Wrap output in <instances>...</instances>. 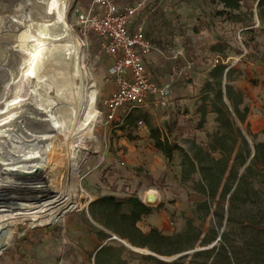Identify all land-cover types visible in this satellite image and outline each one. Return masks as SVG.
I'll return each instance as SVG.
<instances>
[{
    "label": "rangeland",
    "instance_id": "rangeland-1",
    "mask_svg": "<svg viewBox=\"0 0 264 264\" xmlns=\"http://www.w3.org/2000/svg\"><path fill=\"white\" fill-rule=\"evenodd\" d=\"M89 1L67 0V22L72 32L83 42L85 64L92 73V78L89 76L90 79L86 78L101 113L100 121L94 127L98 142L90 139L85 148L80 150L78 167L68 174L66 187L60 194L38 196L19 167L0 166V264H95V253L89 255L86 252L93 250L100 243L93 231H87L88 223L94 222L88 212L90 203L108 193L115 194L119 198L130 194L138 196L139 193L143 194V189L135 186V182L129 189H126L125 185L128 179L146 180L149 171L145 166L147 164L160 171L152 179L157 182L161 190V198L146 200V203L160 207L159 210L152 212V215L144 216L139 221V226L144 230L155 226L167 234L184 233L174 245L188 246L193 243V247L173 254H160L149 248L132 246L123 239L115 238L112 243L125 244L129 249L115 253L109 261L102 260V264H122L123 259H126L127 264H158L155 260L149 261L141 257L148 253L157 255L170 264H264L263 157L261 156L253 166L248 181L236 193L233 202L230 194L234 191L236 183L225 198L220 197L219 193L215 198H210L209 210L203 204L207 199L206 196L198 191L196 186L200 172H195L192 177L190 174L186 180L182 178L184 152L189 157L195 156L199 149L207 147L211 142V135L218 129L216 113L210 110V106L205 120L200 121L202 113L200 106L204 97L202 88L210 78V69L217 63L212 55L213 51L218 49L195 51L193 55L199 59V62L190 61L186 67L174 69L176 72L174 82L180 81L184 89L182 93L171 94L168 106H159L153 102L142 106V109L153 115L154 123L163 131L168 130L167 124L172 125L171 132L168 131L169 140L182 148L174 151L170 162L159 150H149L150 161L145 162L139 155V147H142L141 151L148 149L146 145L148 136L141 134L143 125L140 124L137 128V138L133 140L128 139L123 131L117 128L116 121L125 113L128 106L118 111L117 119L106 118L102 101L115 87L113 78L107 73L112 59L99 49L93 33L82 35L76 18L77 9L82 10ZM240 3L239 10H228L219 14L224 9L223 3L220 0H211L210 5L214 9V15L209 21L213 25L214 32L223 37L224 48L220 49L223 62L240 70L241 77L252 79L249 67L253 66L250 62L253 58L264 59V11L258 7V0H241ZM170 7L171 9L167 10L175 23L172 24L176 30L174 39L177 38L178 43L185 46V52L189 51L188 57L191 58V0H172ZM40 11L41 3H36L34 0H0V48L6 51L5 54L2 53L3 57L0 61V124L11 121L9 124L11 127L7 126V129L0 134V146H2L0 151L4 155V157L0 156V163H17L12 156L17 154L15 149L29 146L30 141L27 138L30 129L22 126L26 115L31 114L32 124L35 127L42 124L40 130L36 131L43 135V138H39L42 142L51 127V136L56 139L64 128V121L68 118L62 115L66 96L64 84L67 78L64 60L57 61V67L36 71L29 94L22 103L23 111L18 118L19 122L21 121L18 124L20 128L13 123L12 112H8L16 80L22 72V68L16 72L14 66L17 62L22 63L27 51L25 47L27 39L18 37L14 32L27 15L39 17ZM238 18H243L244 21L240 22ZM205 21L208 19L206 18ZM169 35L170 33H167L166 38L169 39ZM71 54L74 58V53ZM18 55L19 59H17ZM168 64L167 58L161 62L162 67L152 61L148 63V71L159 84H161L160 73L162 74L159 68L166 69ZM43 72L54 74L53 78L56 82L54 88L49 86L51 90L46 89L49 91L46 99L41 93L42 87L39 83ZM253 80L255 81V78ZM171 92L169 90L168 94ZM46 101L48 104L45 103ZM49 111L51 118L41 122L39 118ZM14 125L19 128L17 131L13 130ZM241 126L252 147L255 142L264 139L263 130L254 133L248 124L251 132L249 135L247 125ZM97 144H99L98 148ZM225 146L228 148L230 141H227ZM48 147L47 150L50 151L51 147ZM213 154L218 156L217 152ZM201 157L210 161L204 152ZM120 161H124L125 164H121ZM51 163L52 161L48 160L44 164L48 170L51 168ZM211 165L215 170L220 168L216 161H211ZM139 171L141 174L137 173ZM37 174L40 180H47L46 170ZM33 198L34 206L31 205ZM81 226L86 227L87 230H83ZM213 236L215 237L212 239Z\"/></svg>",
    "mask_w": 264,
    "mask_h": 264
},
{
    "label": "trees",
    "instance_id": "trees-1",
    "mask_svg": "<svg viewBox=\"0 0 264 264\" xmlns=\"http://www.w3.org/2000/svg\"><path fill=\"white\" fill-rule=\"evenodd\" d=\"M223 3L225 13L228 10L236 11L241 7V0H220ZM258 7L264 11V0H258ZM243 22V18L237 19ZM151 42H155L151 39ZM218 51H221L220 49ZM185 56H178L173 60V66L180 69L186 67L191 59ZM241 76V71L230 67L224 63L221 58L210 69V78L202 88L204 92L203 102L200 106L202 111L200 121L205 120L208 106L210 110L216 113L218 129L211 135V142L204 149H199L194 155L183 154V172L184 180L192 177L195 172H200V178L196 181L198 191L206 196L203 204L209 210L208 200L215 198L217 194L225 198L234 187L230 194L231 202L234 201L236 193L242 185L248 180L249 173L259 158L263 157L264 162V139L254 143L252 147L242 124L247 125V133L251 135L248 129L247 114L248 106L244 101V94L241 89L234 85V81ZM181 85V82H178ZM146 126L149 136L152 138L155 147L163 153L168 162L173 158L176 149L182 148L173 144L169 140V132L172 125L167 124L168 130L163 129L154 123L153 115L142 109V106H129L125 113L116 121L117 128L123 131L128 139H136V130L140 126ZM264 132V129H263ZM230 141V146H225ZM206 153L210 159L204 160L202 153ZM217 152L218 156L213 154ZM253 152V155H252ZM211 161H216L220 168L215 170ZM264 165V163H263ZM159 205L153 206L144 202L137 194H130L119 198L115 194H103L93 200L88 208V212L94 222L88 223L89 229L82 227L83 230L93 231L100 243L93 249L87 250L89 255L95 253V264H102V260H110L115 253H120L129 249L125 244L116 245L111 241L112 235L125 240L128 244L136 247H146L155 253L173 254L181 250L193 247V243L188 246H175V242L180 240L184 233L167 234L158 227L152 226L144 230L139 226V221L146 215L159 210ZM218 214V212H216ZM223 216V213L220 214ZM215 236L212 237V239ZM211 240V239H209ZM207 240V241H209ZM120 257V255H118ZM146 260H155L158 264H170L169 261L159 258L152 253L141 256ZM122 264H127L123 259ZM173 264V263H172Z\"/></svg>",
    "mask_w": 264,
    "mask_h": 264
},
{
    "label": "bare ground",
    "instance_id": "bare-ground-1",
    "mask_svg": "<svg viewBox=\"0 0 264 264\" xmlns=\"http://www.w3.org/2000/svg\"><path fill=\"white\" fill-rule=\"evenodd\" d=\"M66 1L34 0L36 3H41V11L38 12L39 17H30L27 15L24 22L21 23V26L17 29L15 28L16 31L14 30V33L18 37L27 39V46H25L27 50L25 52L26 55L21 64L17 62L14 66L16 72L21 68L22 72L16 80L12 103L8 111L12 112L11 115L14 117L12 121L17 126L21 122H19L18 118L23 111L21 108L24 102L23 100L29 94V89L37 74L36 71L41 69V71H46L44 69L57 67L58 64L56 63L60 60H64L67 67L65 69L67 78L64 84L66 96L64 98L62 115L68 116V118L64 121V128L60 134L54 139L55 137L51 136V127L48 135H44V141H40L39 138H43V135L36 133V131L40 130L42 124L35 127L32 124L33 117L30 116L31 114L29 116L26 115L23 118L22 122L24 124L22 126L30 129L28 130L30 135L27 138L30 141L29 146L27 148H19V150L14 148L17 154H11L17 163H0V166L9 165L14 168L19 167L29 180L30 187H32L38 196L62 193L66 187L68 174L74 172L78 167L80 150L83 147L85 148L87 141L90 139H95L96 141L98 139L94 127L100 121L101 113L96 106L95 98L86 78L88 76L92 78V73L85 64L83 42L72 32L67 22L68 3ZM38 14L36 13V15ZM2 51L3 48L1 47L0 61L3 57L2 53H6V51ZM47 51H52V53H47ZM72 52L74 53V58L73 56L71 57ZM19 58L18 55L17 59ZM41 74L42 77L39 83L42 87L41 93L46 99L49 93L48 90H51L49 86L54 88L56 82L55 78H53L54 74L50 75L44 72ZM45 103L48 104L47 101ZM49 113L50 111L48 114L46 113L39 118L41 122L51 118ZM10 122L6 121L0 124V134L7 129V126H10ZM16 125H14L13 130L17 131L20 127L18 126L19 128H17ZM14 141L16 142L17 140L15 139ZM51 142L53 143L50 144ZM48 146L51 147L50 151L47 150ZM98 147L99 144H97ZM48 151L50 154H48ZM0 156L4 157L1 151ZM48 160L52 161L50 170L44 165ZM39 161H42V163H39ZM43 170L47 172V180H40L38 177L39 175L37 173ZM156 193L154 189H151L148 195H157ZM34 202L33 198L31 200L32 206H34Z\"/></svg>",
    "mask_w": 264,
    "mask_h": 264
},
{
    "label": "built area",
    "instance_id": "built-area-1",
    "mask_svg": "<svg viewBox=\"0 0 264 264\" xmlns=\"http://www.w3.org/2000/svg\"><path fill=\"white\" fill-rule=\"evenodd\" d=\"M148 1L90 0L82 10L77 9L79 31L82 35L93 33L99 49L112 59L107 73L115 87L102 101L107 120L117 119L118 111L124 106L170 103L167 86L159 84L148 71L147 59L153 44L145 34L143 23L136 21L138 12ZM150 190L141 197L144 202L151 200ZM112 238L118 237L113 234Z\"/></svg>",
    "mask_w": 264,
    "mask_h": 264
},
{
    "label": "crops",
    "instance_id": "crops-1",
    "mask_svg": "<svg viewBox=\"0 0 264 264\" xmlns=\"http://www.w3.org/2000/svg\"><path fill=\"white\" fill-rule=\"evenodd\" d=\"M210 1L211 0H191V58L189 57L191 63L199 62V59L193 55L195 51L219 50L224 48V45H222L223 37L214 32L213 25L209 21V18L214 15V9L210 5ZM171 3L172 0H149L141 11L138 12L136 19L137 22L143 23L147 37H149L150 40L152 39L155 41L154 43L152 42L153 51L147 59V68L148 63L151 61L157 64V66L162 67L161 62L163 59L167 58L169 60L166 69L159 68V71L162 72V74L160 73L159 79L161 85L167 86L168 92L169 90L172 91L168 94L169 98H171V94L182 93V90L184 89L182 85L176 83L180 81L176 80L174 82L176 75L174 69L176 67L173 66V60L178 56H185L186 53L185 46L179 44L177 38L174 39L176 36V30L173 25L175 23H173L172 18L169 15L170 12L167 10L168 8L171 9ZM219 14H222V12L220 11ZM206 18L208 21H205ZM201 19L203 21H201ZM167 33H170L169 39L166 38ZM218 50L213 51V59H223L221 52ZM155 53L158 54L155 55ZM175 55L176 57H174ZM158 57H160V59ZM250 63L253 67H249V71L252 72L251 74L252 77L255 78V81L253 78H243L240 76L234 81V85L241 89L244 94V101L248 106L247 123L249 124L250 130L255 133L264 129V59L253 58ZM172 81L173 83H171ZM142 133L143 136H148L146 137V145L148 149L141 151L142 147H139V155L142 160L148 162L150 161V154L148 151H158V149L155 147L152 138L149 136V131L146 126H143L141 129V134ZM145 166L149 170L146 180L137 181L128 179L126 180L127 185H125V188L129 189L130 185L135 182V186L139 189H143V194L139 193V197H143L145 191L155 189L157 192L156 199L160 200L161 190L159 189L157 182L152 179L158 174V172L160 173V171L149 164ZM165 170L166 169H164V171ZM137 173L141 174L140 171ZM149 215H152V213ZM92 241L95 242L94 239Z\"/></svg>",
    "mask_w": 264,
    "mask_h": 264
},
{
    "label": "water",
    "instance_id": "water-1",
    "mask_svg": "<svg viewBox=\"0 0 264 264\" xmlns=\"http://www.w3.org/2000/svg\"><path fill=\"white\" fill-rule=\"evenodd\" d=\"M149 199H151V200L156 199V196L155 195H150Z\"/></svg>",
    "mask_w": 264,
    "mask_h": 264
}]
</instances>
